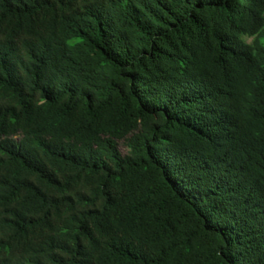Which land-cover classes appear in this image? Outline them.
<instances>
[{
	"label": "trees",
	"instance_id": "obj_1",
	"mask_svg": "<svg viewBox=\"0 0 264 264\" xmlns=\"http://www.w3.org/2000/svg\"><path fill=\"white\" fill-rule=\"evenodd\" d=\"M0 264H264V0H0Z\"/></svg>",
	"mask_w": 264,
	"mask_h": 264
}]
</instances>
